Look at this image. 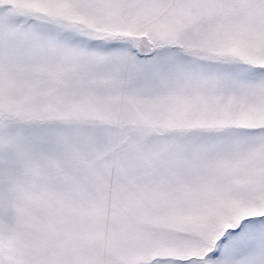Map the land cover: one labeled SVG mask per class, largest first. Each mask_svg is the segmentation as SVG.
Masks as SVG:
<instances>
[{"label":"snow or ice","instance_id":"1","mask_svg":"<svg viewBox=\"0 0 264 264\" xmlns=\"http://www.w3.org/2000/svg\"><path fill=\"white\" fill-rule=\"evenodd\" d=\"M0 264H264V0H0Z\"/></svg>","mask_w":264,"mask_h":264}]
</instances>
